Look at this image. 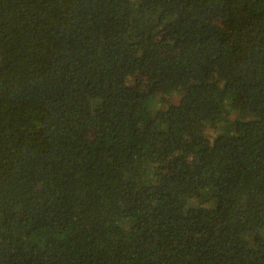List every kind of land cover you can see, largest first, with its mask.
Listing matches in <instances>:
<instances>
[{
  "label": "trees",
  "instance_id": "trees-1",
  "mask_svg": "<svg viewBox=\"0 0 264 264\" xmlns=\"http://www.w3.org/2000/svg\"><path fill=\"white\" fill-rule=\"evenodd\" d=\"M0 264H264V0H0Z\"/></svg>",
  "mask_w": 264,
  "mask_h": 264
},
{
  "label": "rangeland",
  "instance_id": "rangeland-1",
  "mask_svg": "<svg viewBox=\"0 0 264 264\" xmlns=\"http://www.w3.org/2000/svg\"><path fill=\"white\" fill-rule=\"evenodd\" d=\"M129 80L132 81V78H129ZM177 99H178L177 96H173L172 98H170V96L166 95V96H163V100L157 99L155 105L157 107L163 108L167 106L169 100L175 101Z\"/></svg>",
  "mask_w": 264,
  "mask_h": 264
}]
</instances>
